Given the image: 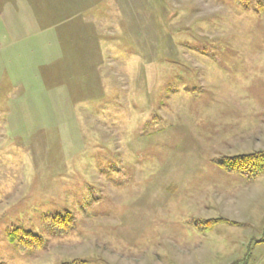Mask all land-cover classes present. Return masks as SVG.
<instances>
[{
	"label": "rangeland",
	"instance_id": "rangeland-1",
	"mask_svg": "<svg viewBox=\"0 0 264 264\" xmlns=\"http://www.w3.org/2000/svg\"><path fill=\"white\" fill-rule=\"evenodd\" d=\"M258 152L264 0H0V264H264Z\"/></svg>",
	"mask_w": 264,
	"mask_h": 264
},
{
	"label": "trees",
	"instance_id": "trees-1",
	"mask_svg": "<svg viewBox=\"0 0 264 264\" xmlns=\"http://www.w3.org/2000/svg\"><path fill=\"white\" fill-rule=\"evenodd\" d=\"M236 160L238 162H244L245 163V161H247V162L251 163V165H252L251 168H253V169L255 168V170L248 172V173L252 174L254 177L262 174L264 171V152L254 153V154L246 156V157L234 158L230 162L235 163ZM223 166L227 167V169H230V170L235 169V168H233L231 163H229V166H228V165H226V162H225L223 164ZM238 166H241V165H238ZM249 170H251L250 167H249Z\"/></svg>",
	"mask_w": 264,
	"mask_h": 264
}]
</instances>
